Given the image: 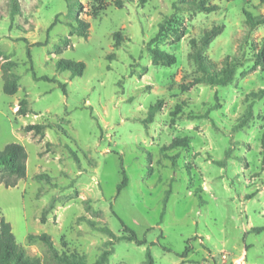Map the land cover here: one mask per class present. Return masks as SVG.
I'll list each match as a JSON object with an SVG mask.
<instances>
[{
  "label": "rangeland",
  "instance_id": "obj_1",
  "mask_svg": "<svg viewBox=\"0 0 264 264\" xmlns=\"http://www.w3.org/2000/svg\"><path fill=\"white\" fill-rule=\"evenodd\" d=\"M185 1L123 0L116 7L115 0H81L80 17L90 27L80 37L68 25L65 0H0V63L14 61L19 76L9 95L0 70V151L16 142L27 153L26 176L14 187L0 184V215L28 254L48 256L43 242L28 237L45 232L59 253L93 262L111 238L88 220L130 235L123 221L145 242L113 240L106 264H143L147 250L154 264H264V230L254 231L264 227V97L240 124L248 95L264 89L250 46L264 41V25L249 31L243 9L264 14V3L205 0L218 5L206 13L184 9ZM162 22L165 32L152 46L176 57L170 66L153 64L148 51ZM214 24L224 28L207 56L219 62L237 53L244 64L227 85L183 90L195 76L189 41ZM60 59L84 62L82 75L58 71ZM24 97L30 111L19 115ZM176 105L182 110L173 115ZM30 123H58L66 134L46 128L40 138L23 130ZM185 136L187 147L162 150ZM122 168L128 182L117 192Z\"/></svg>",
  "mask_w": 264,
  "mask_h": 264
},
{
  "label": "trees",
  "instance_id": "obj_2",
  "mask_svg": "<svg viewBox=\"0 0 264 264\" xmlns=\"http://www.w3.org/2000/svg\"><path fill=\"white\" fill-rule=\"evenodd\" d=\"M66 1V16L70 17L71 20L68 25L72 27L77 36L86 37L89 30V22L80 17V13L84 9V5L81 0H65ZM264 3V0H261ZM116 7H122L123 0H115ZM184 9L189 10H199L202 12H213L218 9V5L214 3H207L205 0H190L184 2ZM93 14H96L94 12ZM244 14V24L249 31L264 25V14L254 15L247 9H243ZM58 22V18L55 17L50 28ZM224 26L220 24H214L210 28L203 31L202 35L196 39L191 38L189 41L190 51L188 53V58L191 60L195 66V76L185 84L181 85L183 90L189 89L191 86L204 83L210 84L212 86H224L231 83L237 73V69L242 67L244 60L237 53L227 54L221 61L215 62L207 56L205 50L208 48L210 42L218 36L223 30ZM166 26L165 22L159 24V29L157 34L148 43V51L152 59V63L155 65H165L170 66L176 62V57L157 46H152L154 42L160 36H163ZM115 40V46H119L122 42L121 36L118 32L113 34ZM67 41V44H69ZM251 49H253L252 60L254 65L251 67L254 69L256 66H260L264 69V41L257 43L251 41ZM61 50L58 47L57 51ZM30 55V54H29ZM114 54H109L108 59H113ZM16 66L14 61H5L0 63L1 77L3 79V92L9 95L14 94L18 89L19 76L12 71V68ZM56 68L58 71H69L71 76L82 75L85 69V63L82 61H74L71 59H60L56 63ZM34 79H43L48 81H54L53 78L48 76L37 77L33 73ZM64 93H66V84H60ZM251 98L250 102L247 104L244 115L241 119L240 124L245 125L247 120L252 117V103L256 99L264 97V89L257 92H252L248 95ZM161 100H158L155 104L150 105L147 117L143 120L145 124L152 122L155 113L161 107ZM182 106L176 105L173 115L181 112ZM28 100L26 97L22 98L17 106L16 113L19 115H26L29 112ZM46 128H54L56 131L66 134V131L58 123H30L23 127L24 131L33 132V134L38 135L40 138L43 137ZM189 145L188 137L174 138L167 146L162 148L163 151H168L177 148H185ZM261 145L264 147V133L261 138ZM76 157V153L73 152ZM26 160L27 153L24 146L20 143L12 142L5 145L2 151H0V184L2 183L5 187H14L17 181L26 176ZM264 162V160H263ZM38 179L46 178L50 180V177L46 174H40L37 176ZM128 178L125 170L122 168V180L117 185V192L127 185ZM170 190L167 191L164 203L167 201V196ZM40 222H45V215L42 214ZM88 223L92 228L99 229L100 231L108 234L110 240L105 242V248L102 249L100 254L96 257L93 262H89L85 255L79 254L77 252L72 253H59L53 245L51 236L48 233H40L37 235H29V238H37L47 247L48 256L44 259L36 255H30L26 252L25 248L16 241L12 227L9 221H7L2 215H0V264H106L109 260V256L112 253L113 240L116 239H127L134 241L137 244H143L144 239H138L136 233L129 229L123 221L124 228L129 231L130 235L117 236L107 227H98L97 223L88 220ZM264 230V227L255 228L254 231ZM189 250L186 247L184 253ZM145 260L143 264H154L152 255L149 250L146 251Z\"/></svg>",
  "mask_w": 264,
  "mask_h": 264
}]
</instances>
